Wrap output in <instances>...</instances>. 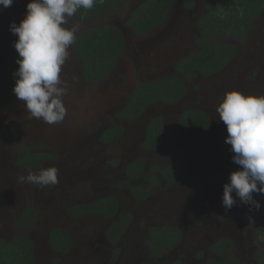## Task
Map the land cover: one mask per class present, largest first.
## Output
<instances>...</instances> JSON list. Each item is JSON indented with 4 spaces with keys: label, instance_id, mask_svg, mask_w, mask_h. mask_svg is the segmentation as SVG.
I'll list each match as a JSON object with an SVG mask.
<instances>
[{
    "label": "rangeland",
    "instance_id": "rangeland-1",
    "mask_svg": "<svg viewBox=\"0 0 264 264\" xmlns=\"http://www.w3.org/2000/svg\"><path fill=\"white\" fill-rule=\"evenodd\" d=\"M146 0H132L112 15L93 21L75 16L71 24L80 31L100 25H114L122 33L125 52L112 75L103 83L83 79V66L70 46V56L62 69L67 83L63 97L67 115L61 123L49 125L29 117L24 104L13 92L0 90V240L27 236L33 244L36 264H206L216 256L211 247L221 238H230L235 249L230 255L241 264H255L261 242L254 226L263 225L264 194L253 193L259 202L256 210L241 204L231 210L221 205L222 185L227 181L209 182L208 166L219 147L225 143V125L219 120L216 105L224 93L238 90L242 94L264 96V12L254 21L245 41L226 38L236 47L232 61L216 76L198 77L187 84V94L177 105H153L137 121L117 118L138 84L156 82L174 73L175 63L194 52L196 24L203 14L204 0H192L193 9L178 0L163 26L140 37L126 26L129 14ZM28 0H13L8 8L0 7V70L13 53L16 37L9 24L23 18ZM201 108L209 113V134L197 143H174L167 139L179 114L188 108ZM164 121V139L153 153L140 145L150 118ZM122 126L124 133L111 143H103V133ZM46 154L50 161L40 166L22 168L19 154ZM145 161V175L127 182L126 169L132 161ZM58 169V183L41 186L27 182L29 173L48 167ZM153 166L170 167L174 182L168 183L157 173L158 184L152 186L148 172ZM140 187L149 191L146 200L137 199L131 191ZM116 197L118 214L108 220L102 217L74 218L69 209L102 197ZM37 212L33 227L22 223L26 210ZM126 214L131 216L116 244L106 237L107 229ZM55 227L69 232L72 249L58 255L48 245ZM176 227L182 233L180 243L159 257L149 246L152 230Z\"/></svg>",
    "mask_w": 264,
    "mask_h": 264
},
{
    "label": "trees",
    "instance_id": "trees-1",
    "mask_svg": "<svg viewBox=\"0 0 264 264\" xmlns=\"http://www.w3.org/2000/svg\"><path fill=\"white\" fill-rule=\"evenodd\" d=\"M131 0H97L90 10L79 9L75 17L82 21H93L108 16L125 6ZM176 0H146L128 16L126 26L140 37L148 35L153 29L161 26ZM192 0H187L185 9L192 8ZM264 12V0H204L203 14L196 24L194 52L178 61L175 75L156 82L138 83L132 91L124 108L117 113V118L129 122L139 120L146 111L155 104L174 105L186 95V83L198 77H212L220 73L235 57L236 47L225 41L234 38L245 41L252 29L254 21ZM83 66V79L92 84L106 81L124 55L125 41L120 30L114 25H100L90 28L76 36L71 45ZM18 54L15 49L0 70V90L12 92L13 73L18 65L15 60ZM210 128L209 117L201 110L190 109L181 114L176 126L167 134L173 142H196L201 140ZM163 120L161 117L151 118L145 128L141 149L153 152L159 147L163 136ZM124 133L122 126L107 129L101 140L110 143ZM230 146L222 144L217 156L208 166L209 182L227 181L230 171L238 168L231 160ZM18 165L22 168L40 166L52 159L46 154H30L23 150L19 154ZM157 173L168 183L174 182L170 167L153 166L147 173L149 182L156 186L159 182ZM145 175V161L138 159L130 163L126 169L127 182L138 181ZM137 199H145L149 191L140 187L131 188ZM264 212V204L262 207ZM72 217H103L112 219L118 214L116 197L106 196L90 203L76 204L69 209ZM37 212L26 210L22 223L33 227ZM131 216L126 214L120 221L111 223L107 238L112 244L118 243ZM260 239L261 249L258 251L255 264H264V221L263 225L254 226ZM182 239V233L176 227L152 230L149 246L153 255L159 257L165 251L175 248ZM49 247L56 253L65 254L71 249L69 233L59 227L54 228L48 239ZM235 244L230 238H221L211 247L216 256L206 264H241L232 257ZM55 260L53 264H58ZM0 264H35V252L32 242L27 236H16L9 240H0Z\"/></svg>",
    "mask_w": 264,
    "mask_h": 264
},
{
    "label": "clouds",
    "instance_id": "clouds-1",
    "mask_svg": "<svg viewBox=\"0 0 264 264\" xmlns=\"http://www.w3.org/2000/svg\"><path fill=\"white\" fill-rule=\"evenodd\" d=\"M97 0H28L23 18L10 22L9 31L16 37L13 48L18 65L13 73L12 92L22 101L32 119L53 125L67 115L63 97L67 83L61 73L70 56L69 48L80 31L69 20L79 9H92ZM13 0H0L8 8ZM219 120L225 125V143L230 146L231 160L238 168L230 171L222 185L221 205L225 211L237 204L259 210L253 193L264 194V96L226 91L216 105ZM27 182L48 186L58 181L54 166L29 173Z\"/></svg>",
    "mask_w": 264,
    "mask_h": 264
},
{
    "label": "flooded vegetation",
    "instance_id": "flooded-vegetation-1",
    "mask_svg": "<svg viewBox=\"0 0 264 264\" xmlns=\"http://www.w3.org/2000/svg\"><path fill=\"white\" fill-rule=\"evenodd\" d=\"M131 1H132V0H131ZM131 1H130V2H131ZM177 1H178V0H176V1L174 2V4H175ZM130 2H128V3H130ZM128 3H127V4H128ZM127 4H126V5H127ZM174 4L171 6V8H170V10H169V12H168V15H169L170 11L172 10V8L174 7ZM126 5H125V6H126ZM192 5H193V1H192ZM125 6H123V7H125ZM123 7H122V8H123ZM120 9H121V8H120ZM120 9H119V10H120ZM192 9H193V6H192V8H191L188 12L192 11ZM119 10H117V11H119ZM117 11H116V12H117ZM114 13H115V12H114ZM114 13H113V14H114ZM111 15H112V14H111ZM168 15H167L165 21L167 20ZM104 17H105V16H104ZM165 21H164V23H165ZM164 23H163V24H164ZM163 24H162L161 26H163ZM161 26H159V27H161ZM115 27H116V26H115ZM159 27H157V28H159ZM157 28H155V29H157ZM155 29H153L152 31H154ZM152 31H151V32H152ZM151 32H150V33H151ZM150 33H149V34H150ZM149 34H148V35H149ZM146 36H147V35H146ZM144 37H145V36H144ZM124 52H125V47H124ZM122 58H123V57H122ZM122 58H121V59H122ZM183 58H185V57H183ZM183 58L179 59L178 61L182 60ZM121 59L119 60L118 64L120 63ZM178 61H177V62H178ZM177 62H176L175 65H174V73H173V75H170V76H174V75H175V66H176ZM118 64H117V66H118ZM117 66H116V67H117ZM115 69H116V68H115ZM115 69H114V70H115ZM113 72H114V71H113ZM113 72H112V73H113ZM218 74H219V73H218ZM218 74H217V75H218ZM170 76H168V77H170ZM215 76H216V75H215ZM212 77H214V76H212ZM206 78H210V77H206ZM88 83H89V82H88ZM102 83H103V82H102ZM138 83H141V82H138ZM191 83H192V82H191ZM98 84H100V83H98ZM187 84H189V83H186V89H187ZM135 87H136V86H135ZM134 89H135V88H134ZM134 89H133V90H134ZM133 90H132V91H133ZM131 93H132V92H131ZM186 94H187V91H186ZM130 95H131V94H130ZM185 96H186V95H185ZM185 96L183 97V99L185 98ZM128 99H129V98H128ZM183 99H182V100H183ZM182 100H181V101H182ZM181 101H180V102H181ZM180 102H178V103H180ZM178 103H176V104H174V105H166V106H171V107H173V106L177 105ZM163 105H165V104H163ZM151 107H152V106H151ZM151 107H150V108H151ZM150 108H149V109H150ZM149 109H148V110H149ZM190 109H195V110H201V111H203V112L209 117L210 128H211V125H212V122H213V121H212V118H211V116L209 115L208 112H206L205 110H203V109H201V108H198V107H195V108H188V109H186V110H190ZM148 110H147V111H148ZM186 110L182 111V112L179 114V116L177 117V122H178V119H179V117L181 116V114H182L183 112H185ZM147 111H146V112H147ZM144 115H145V114H144ZM144 115H143V116H144ZM143 116H142V117H143ZM142 117H141V118H142ZM156 117H159V116H156ZM150 119H151V118H150ZM150 119H149V120H150ZM123 121H125V120H123ZM128 122H129V121H128ZM133 122H134V121H133ZM177 122H176V124H177ZM176 124H175V125H174V126L168 131V133H169V132H170V131L176 126ZM163 127L165 128L164 121H163ZM145 128H146V127H145ZM210 128H209L207 134H206L201 140H203V139L209 134ZM103 134H104V133H103ZM102 136H103V135H102ZM163 136H164V129H163ZM163 136H162V141H161L159 147L157 148V150H158V149L161 147V145H162V142H163V139H164ZM119 137H120V136H119ZM119 137H117V138H119ZM101 138H102V137H101ZM117 138H114L113 140H115V139H117ZM113 140H112V141H113ZM168 140H169V139H168ZM201 140H199V141H201ZM101 141H102V140H101ZM112 141H111V142H112ZM143 141H144V140H143ZM143 141H142V142H143ZM169 141H170V140H169ZM199 141H196V142H190V143H197V142H199ZM102 142H103V141H102ZM111 142H110V143H111ZM171 142H173V141H171ZM103 143H104V142H103ZM174 143H188V142H174ZM141 144H142V143H141ZM220 147H221V146H220ZM220 147H219V149H220ZM140 148H141V145H140ZM141 150H142V149H141ZM157 150H155V151H153V152H156ZM142 151H143V150H142ZM218 151H219V150H218ZM143 152H145V153H153V152H146V151H143ZM217 154H218V152H217ZM216 156H217V155H216ZM135 161H136V160H135ZM47 162H48V161H47ZM47 162H46V163H47ZM132 162H133V161H132ZM132 162H131V163H132ZM211 163H212V162H211ZM43 164H45V163H43ZM129 164H130V163H129ZM209 165H210V164H209ZM219 181H220V180H219ZM219 181H216V182H219ZM216 182H215V183H216ZM148 197H149V196H148ZM148 197H147V198H148ZM147 198H145V199H143V200H146ZM116 199H117V198H116ZM117 202H118V200H117ZM118 208H119V203H118ZM74 218H82V219H86V218H92V217H74ZM94 218H96V217H94ZM102 218H103V217H102ZM104 219H105V218H104ZM108 220H110V219H108ZM126 226H127V225H126ZM109 227H110V226H109ZM55 228H56V227H55ZM59 228H61V227H59ZM125 228H126V227H125ZM53 229H54V228H53ZM53 229H52V230H53ZM62 229H63V228H62ZM108 229H109V228H108ZM108 229H107V231H108ZM52 230H51V231H52ZM64 230H65V229H64ZM51 231H50V232H51ZM66 231H67V230H66ZM67 232H68V231H67ZM68 233H69V232H68ZM49 234H50V233H49ZM106 234H107V233H106ZM69 235H70V234H69ZM106 237H107V235H106ZM70 238H71V235H70ZM48 239H49V236H48ZM107 239H108V238H107ZM120 239H121V238H120ZM108 241H109V240H108ZM119 241H120V240H119ZM119 241H118V242H119ZM109 242H110V241H109ZM110 243H111V242H110ZM71 249H72V238H71ZM71 249L69 250V252L71 251ZM51 250H52V249H51ZM52 251H53V250H52ZM34 252H35V249H34ZM69 252H67V253H65V254H60V253H57V254H58V255H66V254H68ZM55 253H56V252H55ZM55 260L59 261L58 264H61V260H60L59 258H54L53 261H52V264H53V262H54ZM35 264H36V254H35Z\"/></svg>",
    "mask_w": 264,
    "mask_h": 264
}]
</instances>
